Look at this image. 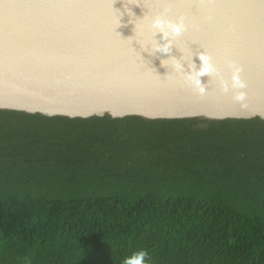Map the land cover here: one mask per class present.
Here are the masks:
<instances>
[{
	"label": "trees",
	"instance_id": "obj_1",
	"mask_svg": "<svg viewBox=\"0 0 264 264\" xmlns=\"http://www.w3.org/2000/svg\"><path fill=\"white\" fill-rule=\"evenodd\" d=\"M264 264V121L0 114V264Z\"/></svg>",
	"mask_w": 264,
	"mask_h": 264
},
{
	"label": "water",
	"instance_id": "obj_2",
	"mask_svg": "<svg viewBox=\"0 0 264 264\" xmlns=\"http://www.w3.org/2000/svg\"><path fill=\"white\" fill-rule=\"evenodd\" d=\"M160 13L187 24L169 53L155 50ZM203 52L226 79V60L239 64L245 107L215 76L203 95L189 86ZM0 114L264 121V0H0Z\"/></svg>",
	"mask_w": 264,
	"mask_h": 264
},
{
	"label": "clouds",
	"instance_id": "obj_3",
	"mask_svg": "<svg viewBox=\"0 0 264 264\" xmlns=\"http://www.w3.org/2000/svg\"><path fill=\"white\" fill-rule=\"evenodd\" d=\"M210 19V18H209ZM151 28L157 33L161 34V40L164 43L157 41L155 50L160 53H169L172 46V41L179 37L187 30V24L183 16L177 17L175 20L168 19L164 13L155 15L150 21ZM199 60L201 65L196 69L195 64L191 67L190 72H186V80L189 86L194 87L201 95L206 91L205 85L201 83L200 77L208 75L215 76L219 81L220 89L223 93L232 91L233 100L245 107L244 101L246 93L242 91L246 84L241 78L242 68L233 60H226V68L230 73V79H226L221 73L220 69L212 63V59L207 54L199 53ZM181 68L182 65L180 66ZM25 264H31L28 258H25ZM121 264H151V257L146 249L140 248L132 250L129 254L125 255L121 260Z\"/></svg>",
	"mask_w": 264,
	"mask_h": 264
}]
</instances>
